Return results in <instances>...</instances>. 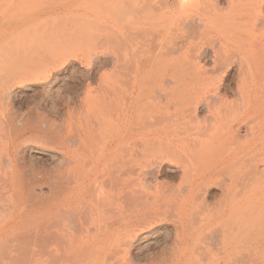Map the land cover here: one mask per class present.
I'll return each mask as SVG.
<instances>
[{"label":"bare ground","instance_id":"1","mask_svg":"<svg viewBox=\"0 0 264 264\" xmlns=\"http://www.w3.org/2000/svg\"><path fill=\"white\" fill-rule=\"evenodd\" d=\"M25 1L0 0V63L2 38L58 22L36 82L80 56L110 64L59 122L18 110L0 141V200L12 218L38 211L45 264H264V0H35L14 14Z\"/></svg>","mask_w":264,"mask_h":264},{"label":"rangeland","instance_id":"2","mask_svg":"<svg viewBox=\"0 0 264 264\" xmlns=\"http://www.w3.org/2000/svg\"><path fill=\"white\" fill-rule=\"evenodd\" d=\"M34 2L35 0H26L22 4L24 10L22 9V7H19L14 12V14H19L21 16H24L25 15L24 13L28 9H30L31 6H34ZM67 15L69 14H65V15L63 14L64 16L63 18L65 19ZM45 25L46 27L44 28V30H39L38 33H30V34L24 33L16 37L1 39L3 49H2V62L0 63V73L2 75L3 74L5 75L11 72L12 74L10 73V75L13 76L18 73L19 75L23 74L30 77L29 80L25 81L28 78H25L24 76L21 78L20 75L18 77L19 79H17V75H15L16 77L14 76V79L16 78L15 81L19 86L14 88V91L12 92L11 91L9 92L7 90L6 81H5L6 79H3L0 83L2 89L1 98H0V104L2 105V106L0 105L1 106L0 120L1 121L4 120L3 121L4 123L2 122L3 124L0 126L1 142L8 140V138H11L13 135L14 132L13 126L15 121L12 122V119L14 117L12 114L16 115L17 113L27 111L28 108L32 107L31 108L32 109L31 111H33L32 115L36 116L37 114L35 111H37L39 114H42V116L45 115L44 117H46L47 119L50 118L59 122L60 117L65 116L70 106L75 104L78 105L79 98L83 96L84 92L87 90V88H89L88 84L90 83L93 86L96 85L98 82L99 74L103 73L105 70L110 69V64L108 63L109 60L107 61L106 57L100 56L98 57L99 61L96 60L97 63L96 62L91 63L93 68L89 72L88 67H90L91 64H89L87 60L84 59V57L80 56L78 59H74V60L70 59L69 61H67V63L65 62L61 64L58 67V71L57 69L53 70V72L51 71L52 73L50 72V75L48 77L41 78V80L39 79L36 82L35 78L32 77V74L33 73L37 74L39 73V71H43L48 68L47 63L42 61L43 59L42 57L47 56V54L50 51L48 50V48L52 49L50 47L54 46L53 44L51 45L49 43L50 37L55 33H59L60 30L58 22H52L49 24L45 23ZM93 31L95 33H101V32L108 33L107 28L105 26H99L97 29ZM83 35L84 33H80L78 35V39H80ZM36 42L42 43V44L40 43L41 45L39 48L35 47ZM46 42L48 48L44 50L43 44ZM60 73H63L62 75H66L69 77L65 76V78L62 81L60 82L56 81L58 82V84H56L55 87L53 88L56 89L57 87V89L52 90L51 89L52 86L50 85L52 81L54 82L55 77H58ZM5 88L7 91L5 90ZM6 92L8 93L7 96L5 95L7 94ZM9 116H12V118ZM24 139L25 140H23V142L26 146H29V144L31 143H35L37 146L41 144H45V142L42 141V139L39 138L37 139L36 136H31V137L27 136ZM47 145L53 148L54 150L55 149L60 150V148L55 147L56 145L54 144H50V145L47 144ZM22 148H20L21 150L19 149V151L22 152ZM159 177H160L159 179L160 181H171L174 179V175L168 172L162 173L161 175H159ZM41 185L42 186H40L39 183L35 186L36 188L35 191L39 195L38 199L39 197L41 199V193L44 194L46 191L47 193H49L48 192L49 186L47 187L46 183ZM47 193L45 194L46 196L48 195ZM45 195H43V197ZM2 196L4 198H2L1 200L4 201L1 202L0 200V264H42V262L45 264V260L41 256L42 254L41 252L46 246L45 244H43L44 242L41 241V239L43 238L42 236L46 235L45 234L46 231H44L42 227L41 229L37 228L36 223L34 224L33 222L38 219L37 217L38 211L36 213L35 211H31L30 209H28L29 212L23 210L20 214H18L17 217L15 216L14 218H12L9 209L7 210L8 208L7 203L9 202L8 199L9 197H7L8 196L7 194H3ZM34 216H36L37 219L35 218V220L33 219L32 221V218H34ZM39 217L41 218V216ZM11 219L14 220L13 223ZM33 227H35L36 229ZM32 229L35 230L33 231ZM36 230H37L36 233L37 236L34 233L36 232ZM38 230L41 231L38 232ZM36 237L40 240V243L39 241L33 242ZM31 242H33V244ZM36 242L37 244H39L38 246ZM35 254L36 257H38V260L37 258H34ZM36 261H39V263H35Z\"/></svg>","mask_w":264,"mask_h":264},{"label":"crops","instance_id":"3","mask_svg":"<svg viewBox=\"0 0 264 264\" xmlns=\"http://www.w3.org/2000/svg\"><path fill=\"white\" fill-rule=\"evenodd\" d=\"M63 10L61 11V9H60V12L61 13H67V12H65V11H67V9H69L68 7L67 8H62Z\"/></svg>","mask_w":264,"mask_h":264}]
</instances>
